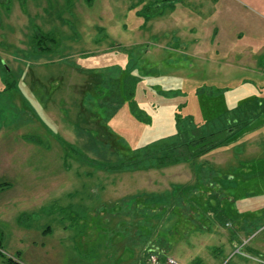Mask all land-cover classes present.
<instances>
[{"label": "rangeland", "instance_id": "1", "mask_svg": "<svg viewBox=\"0 0 264 264\" xmlns=\"http://www.w3.org/2000/svg\"><path fill=\"white\" fill-rule=\"evenodd\" d=\"M156 2L163 15L146 17L141 10ZM35 30L59 41L53 54L31 52ZM4 62L18 74L23 68L24 81ZM115 65L132 66L145 85L176 94L173 108L195 120L253 97L264 105V0H0L2 252L23 264H95L99 257L137 264L140 255L147 264L148 256L166 252L196 264L209 262L208 246L216 245L224 254L214 264H257L264 257V113L232 145L198 157L199 170L185 162L158 166L166 141L142 150L137 168H101L97 161L118 166L130 150L116 152L74 122L94 82L90 70L105 66L106 76L114 75ZM32 77L43 82L35 105ZM93 93L86 99L91 108L108 101L114 113L121 105ZM168 107L152 135L132 115L113 122L132 132L129 140H157L163 122L175 125ZM91 123L81 120V128ZM177 185L193 188L171 198ZM211 198L225 222L206 206Z\"/></svg>", "mask_w": 264, "mask_h": 264}, {"label": "trees", "instance_id": "2", "mask_svg": "<svg viewBox=\"0 0 264 264\" xmlns=\"http://www.w3.org/2000/svg\"><path fill=\"white\" fill-rule=\"evenodd\" d=\"M85 1H87V3L93 2V0ZM174 5L175 3L172 2V4H169V8L173 9ZM159 6H161V4L156 2L148 7H143L141 11L146 13L148 12L146 15V17L148 18L151 15H163V12L160 11ZM153 9H155V12L153 11ZM56 41L57 39L54 36L42 34L35 30L33 31V43L30 47L32 50L31 52L33 54H38V57H41V54H53V52L55 51L54 48L56 44L59 43V41L58 43ZM63 63L67 62L63 61ZM3 64L6 68H8L9 73H13L15 75L18 74L15 73V71L13 72V70L8 65H6L5 62ZM68 65L79 67L75 63H68ZM105 68V66L94 67L92 70H90L89 73L94 76V82L90 85L88 84L89 89H84V95L86 96L83 99V102L80 107V112L78 113L79 122H74L76 127L83 133L88 132L89 135L91 134L95 139L94 141L103 143L105 146L111 145V147H113L115 151H118L119 153H122L121 150H130L129 158H122L118 160L117 164L120 167L112 166L110 162L97 161V164L101 168L122 169V167L125 166L137 168L141 165V162L143 161L140 160V152L142 150L148 149L151 145L156 144L159 141H166V143L164 144L165 147L162 149L160 148L161 150L155 156L156 164L158 166L163 167L168 165H177L181 164L182 162H185L190 163L193 166L194 170H199V168L197 167L198 165L196 163V159L198 157L206 156L210 152L221 148L225 149L230 144L232 145L233 141L237 139L239 140L242 136L240 135L238 137L236 135L240 132H243L246 128H250V124L264 113L263 102H261V100L257 99L256 97H253L252 99L245 100L243 103H239L234 107L229 104L227 109L222 110V112H218V115L213 118H203V120H195L192 115L184 116L179 113V110L177 111L175 108H173V105L177 106V104L172 102V97L174 98L176 94H163L162 90H158V88L152 86V84L149 82L147 83V85H145V81L139 75V72L136 73V71H134L135 69L132 66L122 68L120 65H115V68L113 69L118 70L121 73L117 72L114 73V75L108 74V76H106L105 73V70L108 69ZM26 74L27 73L25 72V70L21 68L18 75L22 79L23 77L25 78ZM108 77L109 79L107 80ZM18 83L19 81H17V83H13V86L16 88L18 86ZM30 84L32 95L35 97V99L33 100V104L35 105V103H38L37 86L43 84V82L40 78L32 77V82ZM106 85H108V87ZM45 88H47V85ZM212 89L213 93L214 89L215 92L216 90L219 91H217L218 94H221L222 92L220 91L221 88L217 89L214 87ZM46 90L48 94L47 99H49L55 91L53 82L51 83L50 87ZM93 91L95 97H101L106 95V101L107 98L112 97L114 102H120L123 108L120 111L116 112V108L121 106L116 105V107L113 108L115 112H110L112 107L109 106L108 101L107 105L104 103H100V106L103 105L102 108L96 106H94L96 108H91L90 103L87 102V100L89 97V93ZM114 91L115 94L112 95ZM153 93H157L159 95V98L152 96ZM161 95L164 96V98ZM214 96H216V94H214ZM223 103H225V101H223ZM169 105L172 106V112H170L168 116H173V113L175 112V125L169 123L168 121L165 122V124H163V122L162 127L165 129L159 130L162 134L159 135L160 138H158L157 140H152V137L150 138L146 136H144L145 139H142L141 135L140 140L137 139V136H132V138L129 140V136H131L130 134L132 132L128 131L127 127L124 126H119V128H117L116 124H114L113 122V120L116 119H124L126 120V122L130 121L131 119L129 115H132V117L136 119V121L144 124V127H147V129L145 128L146 132L145 129L143 130V134H148L149 132H151L152 135L153 129L157 127L158 123L161 121L160 118H162L164 112H167V107ZM128 111L130 112V114ZM163 118H165V115L163 116ZM81 120L87 123L92 122L91 124H93V126L91 128H89L88 126H82L81 128ZM131 129L135 128L131 127ZM52 134H54L56 140L60 143V145H62V147L65 146L64 144L66 142L64 141V138L59 135L58 132H53ZM26 139L28 140V138ZM143 140H145L144 143H142ZM35 142L41 143V141H38V139H35ZM122 145L126 148H124ZM77 153L81 154L83 152L77 151ZM149 155L152 156L151 153ZM6 187L7 185L0 186V190ZM192 188V185H177L175 187V191L171 194L170 197L176 198L179 197L178 195L180 194L188 195V193L190 192L188 190H191ZM193 199L195 200L194 202L199 206L201 205V203L204 204L201 200L202 198L200 199L198 198V196H195ZM158 200L160 201L159 198ZM206 206L210 208L209 211H212V213H216L218 215V219H221L220 221L225 222L227 217L226 213L224 211L219 210L218 204H216L212 198L210 199L209 203H206ZM2 246L3 241L0 236V257H4L6 259L7 264H23L21 261L18 260L17 257L5 255L4 252H2ZM161 256H163V254ZM198 263L202 264L201 258L197 259L196 264Z\"/></svg>", "mask_w": 264, "mask_h": 264}, {"label": "crops", "instance_id": "3", "mask_svg": "<svg viewBox=\"0 0 264 264\" xmlns=\"http://www.w3.org/2000/svg\"><path fill=\"white\" fill-rule=\"evenodd\" d=\"M212 2V1H211ZM213 3V2H212ZM220 35V31H217V34H216V36H218V37H221V36H219ZM241 42V40L239 41V43ZM251 49H253V51H255L256 49H254V47H253V45H251ZM31 73V72H30ZM28 82V81H27ZM30 82H32V78H31V81ZM30 82H28V83H30ZM29 89H31V84H30V86H29ZM32 93V92H31ZM205 208H204V204H203V210H204ZM205 211H207L206 209H205ZM205 213V212H204ZM203 213V214H204ZM213 222V221H212ZM214 223V222H213ZM233 233V232H232ZM233 238V237H232ZM231 241H232V239H231ZM230 241V242H231ZM238 241V237L235 239V241H233L234 242V244H236L235 242H237ZM232 244V243H231ZM233 244V245H234ZM224 246H222V247H218V246H216V245H213V246H208V248L209 249H212V253H209V255H208V259H210V260H212V261H210L209 260V262H207L206 260H204L203 259V263L202 264H214V263H216L215 262V260H217V259H219V257H221L223 254H224V248H223ZM226 247V246H225ZM231 247L232 246H230V247H228V248H230L231 249ZM163 252H165V251H163ZM162 255V254H161ZM166 255H168V256H170V252H166V253H164L163 254V256H166ZM172 256V255H171ZM103 258V259H102ZM105 257H99V259H98V261L97 262H95V264H106V262H110V260L108 259V258H106V259H104ZM142 257H141V255L139 256V258L137 259V264H144L145 263V261L144 260H142L141 259ZM143 261V262H142ZM146 264V263H145Z\"/></svg>", "mask_w": 264, "mask_h": 264}, {"label": "built area", "instance_id": "4", "mask_svg": "<svg viewBox=\"0 0 264 264\" xmlns=\"http://www.w3.org/2000/svg\"><path fill=\"white\" fill-rule=\"evenodd\" d=\"M257 264H264V257L258 256L255 258ZM148 264H183L173 256L161 257L159 255H151L148 257Z\"/></svg>", "mask_w": 264, "mask_h": 264}]
</instances>
